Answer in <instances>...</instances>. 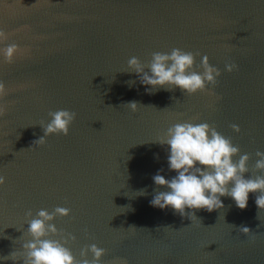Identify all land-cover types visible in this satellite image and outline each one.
<instances>
[{"label": "water", "instance_id": "obj_1", "mask_svg": "<svg viewBox=\"0 0 264 264\" xmlns=\"http://www.w3.org/2000/svg\"><path fill=\"white\" fill-rule=\"evenodd\" d=\"M0 29L8 34L0 48L27 50L13 63L0 56L8 89L0 98L7 109L0 115V256L22 251L31 238L29 211L62 206L71 214L53 222L76 237L68 247L78 260L95 243L106 249L101 264H264L256 194L246 209L221 197L223 208L196 210L192 221L149 203L165 190L153 175H175L167 146L153 141L175 123L208 122L250 155L246 175L256 174V152L264 151V0H0ZM172 48L199 53L197 64L207 55L221 70L217 83L191 95L178 87L145 92L128 59L146 64L152 52ZM228 63L238 70L227 71ZM132 100L136 112L126 106ZM61 108L77 114L69 134L35 142L44 135L40 123Z\"/></svg>", "mask_w": 264, "mask_h": 264}, {"label": "clouds", "instance_id": "obj_2", "mask_svg": "<svg viewBox=\"0 0 264 264\" xmlns=\"http://www.w3.org/2000/svg\"><path fill=\"white\" fill-rule=\"evenodd\" d=\"M7 39L8 34L0 29V42ZM26 51L16 43H8L0 48V56L7 63H13L18 53ZM197 55L199 53L172 48L170 52H152L146 64L132 56L127 62L128 72L137 74L140 84L145 86V92L149 94L161 88L171 91L177 87L190 95L208 91L210 84L214 86L217 83L221 70L210 63L207 55H203L197 64ZM225 67L229 72L238 70L235 63H228ZM127 83L131 87L135 81ZM7 94L6 85L0 81V98ZM126 106L132 112L138 111L140 107L135 100L128 101ZM6 110V106L0 104V115ZM76 116L74 111L63 108L49 112L50 119L40 123L44 135L35 142L43 144L52 134L68 135ZM231 127L240 131L236 124ZM153 141L167 146V165L169 170L175 171L171 178L161 174L162 170L153 175L154 183L165 189L157 191L149 201L153 207L162 210L171 208L192 221L193 218L199 219L196 210L212 212L223 208L225 205L221 197L224 196L231 197L238 208L246 209L250 193H254L258 209L264 210V151L256 152V174L246 175L251 172L248 166L250 155L241 153L230 137L208 122L175 123ZM5 183L6 178L0 175V186ZM140 194H144L143 190ZM70 214L71 209L62 206L55 207L51 212L42 208L34 216L29 211L26 230L31 238L21 245L22 251L15 250L10 256H0V261L10 258L13 261L22 260L23 264H101L106 249L97 244L82 249L79 260L68 247L69 240H75L76 237L70 233L62 234L53 221L57 216ZM239 231L249 233L251 229L242 225ZM53 236L60 238L54 239ZM89 252L92 254L91 259L87 258ZM117 264H127V261L121 259Z\"/></svg>", "mask_w": 264, "mask_h": 264}]
</instances>
